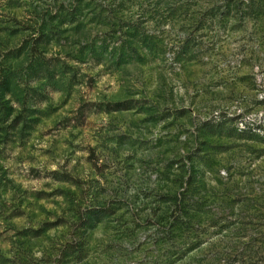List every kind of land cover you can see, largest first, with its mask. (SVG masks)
Segmentation results:
<instances>
[{
  "label": "rangeland",
  "instance_id": "rangeland-1",
  "mask_svg": "<svg viewBox=\"0 0 264 264\" xmlns=\"http://www.w3.org/2000/svg\"><path fill=\"white\" fill-rule=\"evenodd\" d=\"M0 264H264V0H0Z\"/></svg>",
  "mask_w": 264,
  "mask_h": 264
},
{
  "label": "trees",
  "instance_id": "trees-1",
  "mask_svg": "<svg viewBox=\"0 0 264 264\" xmlns=\"http://www.w3.org/2000/svg\"><path fill=\"white\" fill-rule=\"evenodd\" d=\"M84 221H85V220H84ZM85 222H86V221H85ZM89 222H90V221L86 222L83 226H85L86 224L89 225ZM85 227H88V226L86 225Z\"/></svg>",
  "mask_w": 264,
  "mask_h": 264
}]
</instances>
